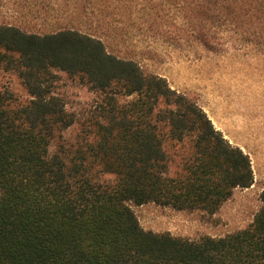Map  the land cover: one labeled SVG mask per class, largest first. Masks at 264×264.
Returning a JSON list of instances; mask_svg holds the SVG:
<instances>
[{
    "label": "trees",
    "instance_id": "trees-1",
    "mask_svg": "<svg viewBox=\"0 0 264 264\" xmlns=\"http://www.w3.org/2000/svg\"><path fill=\"white\" fill-rule=\"evenodd\" d=\"M181 13L179 27L212 49L224 24L264 39V0L186 2ZM0 71L29 95L0 88V264H264V190L253 221L220 236L146 230L133 210L212 215L254 182L250 155L166 77L63 22L1 23ZM65 78L96 98L69 105Z\"/></svg>",
    "mask_w": 264,
    "mask_h": 264
},
{
    "label": "rangeland",
    "instance_id": "rangeland-1",
    "mask_svg": "<svg viewBox=\"0 0 264 264\" xmlns=\"http://www.w3.org/2000/svg\"><path fill=\"white\" fill-rule=\"evenodd\" d=\"M186 2L191 6L200 0H0V24L36 32L51 30L55 22L80 28L101 37L112 53L137 60L196 100L226 138L250 155L253 184L236 188L212 215L155 202L131 206L146 230L190 238L220 236L249 225L262 205L264 39L224 24L216 30L217 48H209L190 28L179 27ZM3 87L21 99L29 97L13 73L0 71ZM60 91L76 107L96 98L88 87L67 78Z\"/></svg>",
    "mask_w": 264,
    "mask_h": 264
}]
</instances>
